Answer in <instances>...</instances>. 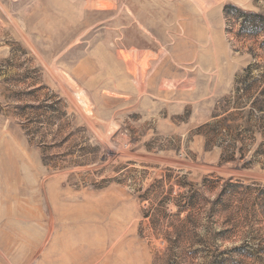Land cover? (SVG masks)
I'll list each match as a JSON object with an SVG mask.
<instances>
[{
    "label": "rangeland",
    "instance_id": "rangeland-1",
    "mask_svg": "<svg viewBox=\"0 0 264 264\" xmlns=\"http://www.w3.org/2000/svg\"><path fill=\"white\" fill-rule=\"evenodd\" d=\"M232 7L0 0V264H264V164L209 139L264 72Z\"/></svg>",
    "mask_w": 264,
    "mask_h": 264
},
{
    "label": "trees",
    "instance_id": "trees-1",
    "mask_svg": "<svg viewBox=\"0 0 264 264\" xmlns=\"http://www.w3.org/2000/svg\"><path fill=\"white\" fill-rule=\"evenodd\" d=\"M228 17L230 25L238 26L235 34L239 38L256 39L264 31V15L262 14L232 7L228 12ZM260 65L259 61L254 65H249L242 78L237 80L240 85L236 91L237 104L242 103L240 102L242 99H247L245 107L251 108L246 124L243 126L230 124L228 123L229 118L226 117L211 125L210 142L223 149V160L239 162L244 167L255 162L264 164V72L258 76L253 74L254 68ZM257 134L261 135V142L249 158L248 155L254 144L258 142ZM236 187H242V184L228 182L224 189ZM192 206L193 203L190 202L183 204L181 208L187 210Z\"/></svg>",
    "mask_w": 264,
    "mask_h": 264
},
{
    "label": "bare ground",
    "instance_id": "bare-ground-1",
    "mask_svg": "<svg viewBox=\"0 0 264 264\" xmlns=\"http://www.w3.org/2000/svg\"><path fill=\"white\" fill-rule=\"evenodd\" d=\"M134 82V81H133Z\"/></svg>",
    "mask_w": 264,
    "mask_h": 264
}]
</instances>
